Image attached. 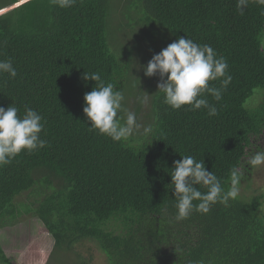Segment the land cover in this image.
Masks as SVG:
<instances>
[{
  "label": "trees",
  "instance_id": "16d2710c",
  "mask_svg": "<svg viewBox=\"0 0 264 264\" xmlns=\"http://www.w3.org/2000/svg\"><path fill=\"white\" fill-rule=\"evenodd\" d=\"M18 2L0 0V10ZM110 6L111 0H77L64 9L26 0L0 13V60L11 59L17 71L15 78L0 74V106L17 107L21 117L25 106L36 110L47 141L0 167V225L17 219L15 199L31 191L38 198L23 210L52 237L51 255L92 239L108 264H264L262 193L239 194L228 206L217 203L178 221L170 175L174 161L190 155L225 190L233 169L241 183L247 179L246 148L264 128V6L249 0L241 15L237 0H129L121 15L132 37L149 47L133 53L138 47L125 44L120 55L111 48ZM179 37L208 44L227 60L232 80L222 99L205 94L218 114L187 105L173 110L157 74L147 84L148 110L127 141L91 129L84 95L96 82L83 74L99 73L124 92L135 57L148 62ZM255 90L261 101L246 107ZM0 264H14L1 246Z\"/></svg>",
  "mask_w": 264,
  "mask_h": 264
},
{
  "label": "clouds",
  "instance_id": "9594fccd",
  "mask_svg": "<svg viewBox=\"0 0 264 264\" xmlns=\"http://www.w3.org/2000/svg\"><path fill=\"white\" fill-rule=\"evenodd\" d=\"M50 2L66 9L75 5L77 0ZM254 2L264 6V0ZM248 4L249 0H237V9L241 15ZM3 73L11 78L17 76L11 59L0 60V74ZM144 74L149 77L159 74L158 91L164 94L163 102L173 110L187 105L192 111L207 109L209 116L218 113L216 106L209 103L205 94L220 101L223 91L232 80L227 60L223 56H218L210 45H200L185 37H179L154 54L144 66ZM83 78L85 81L90 79L96 82L95 87L84 95L83 112L90 121L91 129L113 141H127L140 125L136 114L124 108L123 92L112 83L105 84L99 73L85 72ZM216 80H220L219 88L210 86L209 82ZM137 100L143 104L147 102V97H137ZM18 112L15 106H0V167L10 164L22 151L31 153L47 144L46 140L40 138L44 129L43 117L28 106H25L22 117ZM120 112H126V119L118 116ZM148 131L150 129L145 128V132ZM248 164L253 168L264 165V151L252 155ZM170 175L177 201L175 207L178 221L188 218L193 211L207 214L217 203L228 206L229 200H235L239 195L241 175L237 169L232 170L230 187L225 190L215 173L206 170L203 160L198 161L190 155H183L182 159L174 161ZM198 185L207 191H200ZM193 201L199 203L194 204Z\"/></svg>",
  "mask_w": 264,
  "mask_h": 264
},
{
  "label": "rangeland",
  "instance_id": "374dc122",
  "mask_svg": "<svg viewBox=\"0 0 264 264\" xmlns=\"http://www.w3.org/2000/svg\"><path fill=\"white\" fill-rule=\"evenodd\" d=\"M26 0H19L18 3L1 10L0 13L9 10ZM129 0H111L110 15H109V26L111 29L110 43L111 48L120 55V50L125 46H137L133 50V53L148 51L147 42L142 37H132L134 32H131L127 28V18L121 15V11L124 9V5ZM123 23V30H117L119 23ZM128 31V35L126 32ZM143 36V34H142ZM158 42V41H156ZM155 42V43H156ZM150 44V42H149ZM167 47V45H165ZM262 48L264 49V37L262 41ZM155 53H153L154 55ZM134 64H132V75L129 72L128 76H132L131 81L126 84L124 89V101L123 106L128 111H132L136 114V118L142 122L147 110L149 93L147 84L154 82L157 74L154 76H146L144 74V66L147 65V61H141L139 57H135ZM130 78V77H129ZM139 82L138 85L134 86L133 81ZM121 88V85L119 86ZM147 97L146 103H140L137 97ZM262 99V91L255 90L254 94L245 102V106H255ZM126 116V112H123ZM247 154L244 157V165H247V179L242 181L239 185V194L244 197L250 196L251 194L262 193L264 196V165L253 168L248 164V160L257 151H264V131L258 135L251 137V142L246 148ZM247 161V163H246ZM37 195L31 191H27L17 196L15 203L19 211L21 212L17 219L13 220L11 225H6L7 221L0 225V246L4 249L7 256L12 259L14 264H59L57 257L59 258L60 264H71L82 259L87 260L89 264H108L106 255L101 251L96 242L92 239L84 240L82 243L77 244L72 250L61 252V254H52L53 250V239L44 230L42 225L37 221L35 217L30 216L29 213L23 209L28 206L29 203L37 199ZM260 211L264 214V200L261 205ZM4 225V226H3Z\"/></svg>",
  "mask_w": 264,
  "mask_h": 264
},
{
  "label": "water",
  "instance_id": "95a60500",
  "mask_svg": "<svg viewBox=\"0 0 264 264\" xmlns=\"http://www.w3.org/2000/svg\"><path fill=\"white\" fill-rule=\"evenodd\" d=\"M5 8H7V7H3V9H1V10H4ZM13 8V7H12ZM9 9H11V8H9ZM5 11H7V10H5Z\"/></svg>",
  "mask_w": 264,
  "mask_h": 264
},
{
  "label": "flooded vegetation",
  "instance_id": "af4514ba",
  "mask_svg": "<svg viewBox=\"0 0 264 264\" xmlns=\"http://www.w3.org/2000/svg\"><path fill=\"white\" fill-rule=\"evenodd\" d=\"M263 131H264V128H263V130L260 133H262Z\"/></svg>",
  "mask_w": 264,
  "mask_h": 264
}]
</instances>
